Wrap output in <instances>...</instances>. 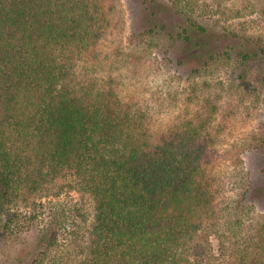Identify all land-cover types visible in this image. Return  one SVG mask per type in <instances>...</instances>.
Instances as JSON below:
<instances>
[{"label":"trees","instance_id":"obj_1","mask_svg":"<svg viewBox=\"0 0 264 264\" xmlns=\"http://www.w3.org/2000/svg\"><path fill=\"white\" fill-rule=\"evenodd\" d=\"M234 1L142 0L151 18L136 36L165 42L166 58L195 77L224 68L264 93V34L213 20ZM110 28L103 0H0V238L38 228L13 261L0 248V264H44L62 241L71 264H264L252 182L235 205L218 201L202 163L220 95L153 131L150 111L79 72ZM67 190L89 198L90 218L56 203L48 216L16 211Z\"/></svg>","mask_w":264,"mask_h":264},{"label":"rangeland","instance_id":"obj_2","mask_svg":"<svg viewBox=\"0 0 264 264\" xmlns=\"http://www.w3.org/2000/svg\"><path fill=\"white\" fill-rule=\"evenodd\" d=\"M103 1L111 28L99 45L79 62V72L107 84L112 81L123 98L152 113L151 126L156 132L173 127L196 113L205 99L220 95L221 111L212 132L214 145L207 150L202 163L219 191L218 201L226 199L235 205L250 181L252 187L248 195L257 198L250 215L258 216L264 212V145L260 144L264 134L261 100L264 93L254 86L241 84L230 70L224 68L202 77L189 74L185 66H177L176 61L166 58L165 42L159 40L161 45L157 47L156 42L136 36L139 26L151 18L145 12L142 0ZM245 5L249 9L243 10ZM238 10L244 17L235 16ZM214 13L213 20L229 24L236 30L264 34V0H236ZM198 51L202 56L203 51ZM206 81L211 82V88L204 87ZM55 203L65 205L79 220L81 214L90 218L89 198L75 190L64 191L58 198H43L37 201L35 208L21 207L16 211L22 219L35 214L48 216V210ZM23 227L16 238H0V248L6 250L4 256L8 261L18 254H25L23 250L37 240L35 224ZM57 247L51 249L44 264H71L69 243L62 241Z\"/></svg>","mask_w":264,"mask_h":264}]
</instances>
